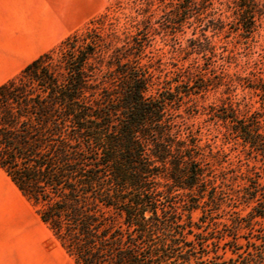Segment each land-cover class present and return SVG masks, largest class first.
<instances>
[{
    "label": "trees",
    "instance_id": "16d2710c",
    "mask_svg": "<svg viewBox=\"0 0 264 264\" xmlns=\"http://www.w3.org/2000/svg\"><path fill=\"white\" fill-rule=\"evenodd\" d=\"M170 1L164 29L176 31L212 4ZM260 2L232 0L243 34L254 30ZM109 11L0 84V169L74 264H264V115L229 99L208 114L224 128V143L238 144L262 166L233 192L238 204L251 207L244 217L232 212V235L245 230L251 237L244 248H228L224 259L210 254L213 240L192 213L221 210L224 187L239 176H228L234 172L222 167L229 162L220 149L215 175V153L182 115L185 97L215 85L228 93L236 84L250 89L264 108V79L225 81L222 70L215 83L202 78L198 86L190 74L159 82L152 62L142 63L154 34L151 19L120 30ZM225 24L217 18L205 25L186 55L212 62L205 33ZM253 225L263 228L261 236Z\"/></svg>",
    "mask_w": 264,
    "mask_h": 264
},
{
    "label": "rangeland",
    "instance_id": "374dc122",
    "mask_svg": "<svg viewBox=\"0 0 264 264\" xmlns=\"http://www.w3.org/2000/svg\"><path fill=\"white\" fill-rule=\"evenodd\" d=\"M10 2L14 4V8H8L6 12L10 31L0 32V75L5 74L0 84L107 9L116 19L120 30L124 27L130 28L131 24L141 20L151 19L154 34L151 46L145 50L147 57L142 63L152 62L159 82L170 78L181 80L183 76L190 74L198 86L201 85L202 78H208L215 83L217 77L213 76H217L222 70L225 81L244 78L252 84L257 82L258 77L264 79V0L260 2V15L251 34H243L242 30L237 29L230 8L233 6L232 0H212L204 15L196 14L195 18L188 19L177 31L173 28L164 29L165 20L169 19L162 15L164 11L171 10L173 3L170 0H8V3ZM201 6L199 9H202ZM217 18L226 23L224 30L205 33L215 50L212 62L195 54L186 55L190 40L194 37L201 39L202 28ZM70 23L71 26L67 27L66 31L55 35L51 41L47 39L54 24H61L66 28ZM41 44L47 45L17 69L11 68L13 62L22 54H27L30 48ZM181 90H188L186 84L181 83ZM231 90L232 92L228 93L223 85L209 86L205 92L185 97L182 107L185 111L182 112L186 117L185 122L199 134L200 144L209 145L216 155V159H212L215 175L217 176L222 167H229L234 173L228 176H239L233 177L234 181L227 183L229 187H224L227 199L221 210L216 213L207 211L204 215L200 210L192 213V221L202 226L203 234L207 233V237L213 240L210 254H218L219 259L231 257L228 248H244L248 237H251V233L245 230L240 231L238 236L232 235L230 219L237 216L232 212H238L244 217L251 207L238 204L233 192L246 186L243 176H251L255 171L261 172L262 167L259 161L246 156L238 144L224 143V128L208 115L222 101L226 102V99L240 103L241 110L243 104L247 103L251 112L264 115L259 97L252 90L242 89L238 84L232 86ZM217 149L226 154L229 165L224 163L222 167L217 166ZM218 183L219 180H216V184ZM16 190L0 169V249L28 250L31 255L37 256L39 263L74 264L39 220L31 204ZM201 221L207 223L201 225ZM262 230L260 226L253 225L252 233L261 236ZM188 238L192 239V236ZM201 250H205L204 247L200 252Z\"/></svg>",
    "mask_w": 264,
    "mask_h": 264
},
{
    "label": "crops",
    "instance_id": "0c3cea01",
    "mask_svg": "<svg viewBox=\"0 0 264 264\" xmlns=\"http://www.w3.org/2000/svg\"><path fill=\"white\" fill-rule=\"evenodd\" d=\"M13 9L14 4L8 3V0H0V32L8 33L9 21L7 19V9ZM71 23L66 28H63L61 24L53 25L51 29V35L47 38L49 41L53 40L55 35L63 33L66 31L67 27H70ZM6 37H4L5 39ZM47 44H41L29 49L27 54H22L16 61L13 62L11 68L17 69L19 66L23 65L27 60L32 58L36 53L41 51ZM5 77L0 75V81ZM39 259L36 255H31L28 250L22 249H0V264H45L39 263ZM44 261V260H42Z\"/></svg>",
    "mask_w": 264,
    "mask_h": 264
},
{
    "label": "bare ground",
    "instance_id": "6f19581e",
    "mask_svg": "<svg viewBox=\"0 0 264 264\" xmlns=\"http://www.w3.org/2000/svg\"><path fill=\"white\" fill-rule=\"evenodd\" d=\"M17 191V190H16ZM18 192V191H17ZM5 207V206H4ZM6 212V211H5Z\"/></svg>",
    "mask_w": 264,
    "mask_h": 264
}]
</instances>
